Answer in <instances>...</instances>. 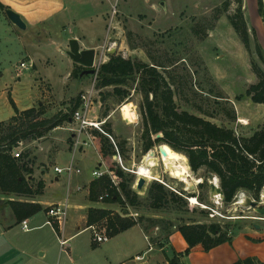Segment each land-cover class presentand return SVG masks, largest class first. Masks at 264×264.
I'll list each match as a JSON object with an SVG mask.
<instances>
[{
    "label": "rangeland",
    "instance_id": "1",
    "mask_svg": "<svg viewBox=\"0 0 264 264\" xmlns=\"http://www.w3.org/2000/svg\"><path fill=\"white\" fill-rule=\"evenodd\" d=\"M86 1L83 12L86 13V17L91 16L93 19L83 18L84 22H80L82 33L86 41L99 40L102 46L97 51L95 59L96 73L82 76L81 73H78L77 76L66 80L64 76L71 65V59L66 53L69 49L68 45L45 42L38 47L26 45L25 49L30 51L36 60L37 72L29 69L18 80L15 70L16 65L22 60V58L20 59L22 53H18L17 56L14 47L7 45L8 48L1 52L5 61L1 68L3 76L0 78V102L8 105V93L11 92L12 98L21 108L31 106L32 101L35 108L43 107L45 116H50L53 112L58 113L59 110L70 114L74 104L80 100V96L87 95L89 92L91 96L88 113L90 122L101 123L100 128L102 127L105 133L110 130L111 133L108 135L112 139H109L111 143L114 142L115 145H118L124 142V152L117 149L120 151L122 165L128 171L123 170L113 157L109 158L110 166L115 165L126 174H132L131 171H135L137 178L145 179L146 185L141 191H137L132 186L143 202H145L148 186L158 181H162L169 190L183 191L186 195L188 212L185 214H166L142 207L139 209L129 208V215L136 213L135 218H171L172 220L181 216L199 223L225 224L237 230L238 233L254 235L256 231L264 232V216H260L253 208L237 204L242 196L251 198L250 195L241 192L234 202L228 205L221 200L211 198L209 184L214 176L208 175L203 169L194 173L189 168L193 179L202 180L200 184H205L203 188H200L199 185L191 182L193 189L179 179L170 176L164 170L161 162L154 169L155 180L139 174L138 166L144 155L147 154H143L141 151L143 122L140 104L142 96L135 91L136 84H131L129 97L122 102L112 94V88H96L97 68L103 64L102 62H107L109 48H112L111 52L121 55L123 58L138 59L145 63H150L145 52H150L152 56L166 65L171 59L181 58L172 71L176 77L183 79L186 78V73L183 72L185 67L187 80L191 79L193 91L185 90L184 98L175 97L179 109L198 114L191 107L198 105L204 112L213 116L209 118L213 123L232 128L240 136L251 134L264 119V106L252 104L246 97L241 101H237L235 97L244 94L248 86L256 81L251 62H254L264 72V33L259 34L256 30L258 26L264 25V0L261 12H259L256 0H241L242 12L251 41L250 53L246 51L227 19V13L232 14L236 11L238 0H111V3L103 0V5L99 0H95L96 7L90 6L92 4L90 0ZM253 3L257 4L256 19L261 17L263 23L259 21L257 25L253 24L255 23L253 18L249 17L247 8H250ZM225 6L228 10L227 13H223ZM220 11L222 13L216 19V15ZM100 13L104 14L105 22L101 16L98 17ZM106 28L107 36L105 38ZM192 28H199V32H203L201 36L205 34V37L203 39L196 37ZM53 33L52 29L53 39L60 42L58 37L62 35V30L60 35L57 32ZM255 46L260 48L262 60L257 55ZM131 47L138 48L131 49ZM18 49L21 50L20 47ZM80 81H82V86ZM83 86H86V89ZM216 97L219 98L216 99ZM185 100H189V102ZM228 109L235 111L237 117L235 122L228 121L226 115ZM76 127L77 125L73 123L72 129H76ZM93 131V128L88 130L90 134ZM46 137L36 140V142H26L16 148V151H20L21 155L28 154L27 160L33 164V186H36L40 179V169L46 168L47 164L50 165L46 174L52 177L53 166L57 164L60 167H65L72 157L69 152H60V156L51 162L49 143L53 142V137L50 138L49 133ZM96 141L97 143L92 146H98L99 139ZM86 150L88 156L93 159L81 161V168L84 174L90 176L92 170L104 169V167L103 165L99 167L100 160L93 147ZM157 150L158 146H155L150 151L157 153ZM65 176L62 174L60 177L64 180ZM134 177L136 181V176L134 175ZM27 179L29 180V177ZM65 182H61V187L58 190L63 202L70 197L66 192ZM49 192L53 193V190L49 189ZM263 193L264 188L261 195ZM53 197L57 198L58 196L54 195ZM192 198L196 199L195 204L192 200L189 201ZM24 199L14 195L0 194V223L2 225H0V264H168L165 254L171 256L173 251L184 254V264H221L219 254L223 252H221L222 248L228 246L225 245L212 253L210 251L185 253L187 247H181V242L182 240L184 242V239L177 232L175 236L178 237H173L171 242L160 249L154 244V240L159 238L158 229L153 228L146 233L147 241L138 228H133L115 238H110L107 242L92 247L93 232L87 229L86 219H81V216L87 215L88 210L86 209L80 212L69 211L67 221L72 218L76 224L80 225L81 229L85 227L86 229L69 240L66 246L61 247L59 241L57 242L54 236L51 237L47 229L24 234L20 227L7 232L2 228L10 222L15 223L7 203ZM35 199L37 197L32 198V200ZM70 200L80 205L107 206L114 212L123 215L122 208L117 204L91 201L89 190L88 192L87 190L86 192L85 190L79 191ZM260 206H264L263 203ZM93 226L97 233H102L104 229L102 223H96ZM149 245L151 246L150 250ZM248 248H246L247 252L258 255L262 247L254 243ZM242 249L244 250V247ZM136 256L140 261L134 259Z\"/></svg>",
    "mask_w": 264,
    "mask_h": 264
},
{
    "label": "trees",
    "instance_id": "2",
    "mask_svg": "<svg viewBox=\"0 0 264 264\" xmlns=\"http://www.w3.org/2000/svg\"><path fill=\"white\" fill-rule=\"evenodd\" d=\"M236 11L228 14L225 6L223 13H227V19L235 34L250 53V36L247 24L242 12L241 0L237 1ZM259 12H261L263 0H257ZM222 12H218L216 19ZM193 34L203 39L205 34L199 32V28H192ZM138 47H131L136 49ZM259 58L262 60L261 50L255 46ZM150 63L138 59L123 58L121 55L112 54L106 63L97 68L96 88H112V94L120 102L129 97L131 84H136V92L142 96L140 114L143 122L141 135V151L148 153L155 146H167L171 150L181 154L190 170L197 173L204 170L208 175L217 177L223 192V203L231 204L238 194L245 192L250 197L259 201L264 188V121L248 136H240L234 129L219 126L209 118L213 116L204 112L198 105L191 106L198 114L187 110H180L175 97H185V90L192 92L191 79L187 80V70L183 72L186 78L176 77L172 68L181 61L171 59L168 64L157 60L150 52H145ZM252 72L256 76V82L248 86L244 94L235 97L241 101L248 98L253 104L264 105V72L254 62H251ZM84 70L83 67L74 65L70 77L77 76ZM188 78L189 75H188ZM219 97H216V99ZM79 101L74 104L70 114L61 111L51 117H45L43 107L31 108L19 111L13 101L10 103L14 110L12 116L6 122H0V194L5 196L33 197L41 195L44 184L38 181L33 186V164L28 159V154L14 158L12 152L20 145L29 141L44 138L50 131L69 123L72 113L79 106ZM189 102V100H185ZM218 101V100H216ZM229 122L237 120L233 109L226 111ZM110 135V130H107ZM97 130L91 133L94 141L99 139L98 150L103 160L109 164V170L117 180L114 185L108 175L95 179L89 187L91 201H98L99 197L107 194L102 203L117 204L122 212L128 209L146 207L154 211L166 214H185L188 212V203L185 192H173L164 185L153 182L146 190L145 202L132 189L135 177L126 174L117 166H110L109 158L116 154L114 145L105 135ZM157 136H160L157 138ZM97 143V141H96ZM123 143L116 145L123 151ZM119 151V153H120ZM205 184H199L203 188ZM198 199V197H196ZM146 203V204H144ZM10 207L15 223L20 224L43 210L37 203L25 201H11ZM96 223H102L107 231L108 238L140 226L145 236L150 229L159 230V238L154 240L158 248L163 249L174 232H179L185 243L188 253L192 248L201 246L204 252L223 244H231L239 233L228 225L218 223H199L192 219H184L179 216L175 220L155 219L131 216L122 217L119 213L107 209L91 208L87 213L86 227ZM58 231V227H54ZM257 243L261 240L246 238ZM150 244V243H149ZM151 245V244H150ZM95 247V246H93ZM183 253L172 252L165 254L168 264H181ZM232 264H264L256 257L239 259Z\"/></svg>",
    "mask_w": 264,
    "mask_h": 264
},
{
    "label": "crops",
    "instance_id": "3",
    "mask_svg": "<svg viewBox=\"0 0 264 264\" xmlns=\"http://www.w3.org/2000/svg\"><path fill=\"white\" fill-rule=\"evenodd\" d=\"M90 1L92 2V4L90 2V4H91L90 6L92 7V5H93V7H96L95 6V0H90ZM105 1H107L108 3H111V0H105ZM99 2L101 3V5L104 4L103 0H99ZM256 2H257V0H256ZM86 3H87L86 0H0V47H1L0 48V78L3 76V73H1V71H2L1 68L3 67V61H5L3 59V56H1V52L5 51L6 48H8L7 45H9L10 47H14V51H15V54H17V56H18V53L19 54L22 53V55H20V59L22 58V60L18 63V65H16V70H15L16 77L18 80L20 79V76L29 69H31L34 72H37L36 60H35L33 54L30 51H27L25 49L27 44H29V47H38L39 45L44 44L45 42L46 43H53V44L60 43V45L61 44H63V45L67 44L68 45V43L71 39H76L79 43L81 50L94 49V50H96V57H97V51L102 47L100 45V41L99 40H94V41L92 40L90 42L86 41V38L83 35V33H82L83 31L81 30V26H80V22L83 20V18L89 19V20L93 19V17H91V16L86 17V13L83 12V7H84V5H86ZM256 5H257L256 3H253V4H251L250 8H247V9H248V12L250 14L249 17L250 18L252 17L253 21L255 22L253 24L257 25L259 23V21L260 22L262 21V23H263V20L261 17H259V19H256V15H257L256 14ZM5 10H11L14 13H16L20 17L22 22L25 24L26 28L24 30H22V29L17 28L15 25H13L8 20V18L6 17ZM97 16L98 15L96 14V17ZM100 16L102 17L103 21L105 22L104 14L100 13V15L98 17H100ZM82 22H84V21H82ZM260 27L261 26H258L256 28V30H258L259 34L264 33V25L261 28ZM52 29H53L54 33L57 32L59 35L61 34V30H62V35L60 37H58V40H60V42H56L53 39V35H51ZM105 31H106V34H105V38H106L107 28L105 29ZM65 34H67V36H65ZM103 41H101V42H103ZM94 43H96L97 45H93ZM19 47L21 48V50L18 49ZM67 48H69V45L67 46ZM58 49H60V47H58ZM111 53L114 54V52H111ZM24 59H26V60H24ZM107 59L109 60V58H107ZM21 62L26 63L27 66L31 65V67L24 69V70H19V73H18L17 69H18L19 64ZM104 62H102V63H104ZM70 64L71 65L68 68L66 75L64 76V77H66V80H69L70 74H71L73 67L75 65V63H73L72 61ZM80 82H81L80 85L82 86V81H80ZM252 84H254V83H252ZM83 88L86 89V86H83ZM8 94H9V98H8L9 104L7 105L4 102H0V122H6L12 116H14V110H13V107L10 103V100L13 101L14 105L16 106V108L19 111H24L27 109L35 108L33 106L32 101H31V106H27V107H23V108L19 107L17 105L16 101L12 98L11 92H9ZM255 105H258V104H255ZM258 106H264V105H258ZM56 113L57 112H53L52 115H50V116L48 115L45 117H51V116L55 115ZM2 116H4V117L2 118ZM263 121H264V119L262 120V122ZM73 123L74 122L71 120V117H70L69 123H65L61 127H58L56 129H53L52 131H50L49 136H50V138L53 137V142L49 143V150H50L49 155H51V162H53V160L57 159L60 156V152H69L72 157L70 158V162L68 163V165L70 163H73L74 166L80 170V173H78V174L74 173L70 177H68L66 174H64L66 176H65L64 180H62V178L60 177L62 174L58 175L57 173H55L54 168L59 167V168L63 169L66 167L65 165H64L65 167H60L57 164H55L53 166V169H52L53 170V176L52 177L51 176L49 177L46 174L48 172V168L50 165L47 164L46 168L40 169L41 174H40V179L38 181H41L44 184L42 194L33 196L35 198L37 197V199H35V200H32L33 197H23V198H25L23 201L37 203V204L42 206L43 210L41 212L37 213L36 215H34L33 217L26 220L28 222V225H29V229H30L29 231H23L20 228V230H22V232L24 234H28V233L34 232V231H39L42 229H47L50 236L51 237L54 236L56 241L57 242L59 241V244H60V240L66 241V244L64 246H66L68 244L69 240H71L75 235H77L81 231L85 230L86 227L81 229L80 225L76 224V222H74L72 220V218H70V220L67 221L63 230L58 229V231H55L54 225L49 226L47 224V221L50 220L47 216V209L49 206H51L53 204H62V203L67 201V203L69 205L68 214H69V211L80 212V211H84L86 209L89 210V208H91V207L97 208V209L112 210L111 208H109L107 206L106 207H104V206L103 207L102 206H95L94 207L91 205H80V204H76L75 202L70 200V198L73 197L74 194H78L79 191L85 190V192H86V190H87V192H88L90 182L96 179L92 175L93 171L100 170V171L104 172V171L108 170L110 172L109 166H108L109 164H107L103 160L101 154L99 153L98 146L97 147L92 146V145H94V143L96 144V141H94L92 139L91 134H89V136L92 139V142H93L92 145H90L87 142V138L85 135H81L79 137V141L80 142L84 141L87 144L86 145H80L78 147L75 146L74 143H75V139H77V133H75L74 128L72 129ZM248 135H250V134H248ZM248 135H246V136H248ZM34 142H36V141H34ZM90 147H93L94 150L96 151V154L98 155V159L100 160L99 167H101L103 165L104 169H94L90 173V176H88V175L83 173V170L81 168L82 167L81 161L85 162V161H87V159H91V160L93 159V157H90L87 154L86 149L90 148ZM31 178L34 179V175H33V177H29V179H31ZM62 181L63 182L66 181L65 182L66 188H67L66 192H67L68 196H70V197L66 198V200L64 202H63L62 198L60 197V193L58 192L59 187H61ZM49 189L53 190V193H50ZM54 195L55 196L57 195L58 197L54 198L53 197ZM55 199H57V200H55ZM134 214H136V213H134ZM86 216L85 217L81 216L82 220H83V218L86 219L85 224L87 222ZM0 225H1V223H0ZM19 227H20V224L14 225V222H10L8 225H6L5 227H2V228L7 232V231L15 229V228L18 229ZM133 228H138L139 231L142 233L144 239L146 240V238H145L146 236H145V234H144V232L140 226L137 225ZM133 228H131V229H133ZM70 229H71V231H70ZM131 229L126 230V231L118 234L117 236L124 234V233L130 231ZM67 231H69V232H67ZM176 233L177 232H174L170 236L168 242H171L173 237H178V236H175V235H177ZM117 236H115V237H117ZM246 237L251 238V239H255V240H261L260 242H257V245H260L262 247L260 254L255 255L253 253L246 251V248H248V246L254 245V243L247 240ZM238 244H239V247H238ZM91 245L93 247V246H97L99 244H94L92 242V238H91ZM225 245H228V246H225ZM164 246H166V244ZM224 246L226 248H222ZM181 247L182 248L187 247V244L185 243V241L183 242V240L181 242ZM243 247H244V250L242 249ZM220 248H222L221 252L223 251L222 253L220 252L221 254H219V260H220L221 264H232V263L236 262L237 260L244 259L246 257H256L259 261L264 263V232L260 233V232L256 231L254 235H250L248 233H239L237 236H235L233 238L231 244H223L221 246H218V247L212 249L210 252L212 253L213 251H216ZM190 251H191V254L199 252V251L204 252L203 249L201 248V246H196V247L192 248ZM177 253H181V252H177ZM137 257L138 256H136L134 259H136ZM184 261H185V258L182 257L181 258V264H184ZM120 264H124V263H120Z\"/></svg>",
    "mask_w": 264,
    "mask_h": 264
},
{
    "label": "built area",
    "instance_id": "4",
    "mask_svg": "<svg viewBox=\"0 0 264 264\" xmlns=\"http://www.w3.org/2000/svg\"><path fill=\"white\" fill-rule=\"evenodd\" d=\"M111 49L112 48H109L107 50V54L109 53V51L111 52ZM30 67H31V65L27 66L26 63L21 62L19 64V67H18L17 71L19 72V70H24V69H27V68H30ZM90 105H91V96H90V94L88 92L87 95L83 94V95L80 96L79 106L72 113L71 120L74 122V124L77 125V127L75 129V133H77V139H75V143H74L76 147H78L80 145H86L87 144L84 141H81V142L79 141V137L81 135H85L86 136L87 142L90 145L93 144L92 139L89 136V134H90L88 132L89 128H93L94 130L99 131L100 133H102L103 135H105L109 139H111V137L102 130V127L100 128V124L101 123H99V122H90V120L88 118ZM112 144L114 145V149L116 151V154L113 156L114 161H116L123 170L128 171L122 165V160H121V157H120V154H119V151H118L116 145L114 144V142H112ZM12 155H13L14 158L18 159V158H20L21 152L20 151H16V149H14L13 152H12ZM54 171L58 175L66 174L68 177H70L74 173H77V174L80 173V170L77 169L74 166L73 163H70L68 166H66L63 169L59 168V167H55ZM131 173L136 176V181L133 184V188H135L136 185H137V175H136L135 171H131ZM92 175L96 179L101 178L104 175H108L110 177V179L112 180V182L114 183V185H117V182H115L116 179L112 176V173L109 172L108 170H106L104 172L100 171V170H95V171L92 172ZM158 182L160 184L164 185V183L162 181H158ZM107 196H108L107 194H104V195L100 196L99 197V201L102 202L103 199L106 198ZM216 199L220 200V198L217 195H216ZM189 201H191V199ZM68 210H69V205H68L67 201L62 203V204H53V205L49 206L48 209H47V216H48V218L50 220L47 221V224L49 226L57 225V227L60 230H63L65 225H66V223H67ZM124 213H126V211H123V215H121L120 213L119 214L122 217L131 216L133 218H135V215H136V214H130L129 215L127 213L126 214H124ZM213 214H214V212H213ZM214 215H216V214H214ZM214 215H212V217H214ZM20 228L23 231H29L30 230L28 222L26 220L22 221L20 223ZM88 229L92 230L91 232H93L92 233V242L94 244H101V243L107 242L109 240V238L107 236V231H106L105 228L102 230V233H97V231L94 228V226H91ZM145 238L148 241V238L147 237H145ZM65 244H66V241L60 240L61 247H63ZM150 249H151V246L149 245V250ZM136 259H137V261H139V257H137Z\"/></svg>",
    "mask_w": 264,
    "mask_h": 264
},
{
    "label": "water",
    "instance_id": "5",
    "mask_svg": "<svg viewBox=\"0 0 264 264\" xmlns=\"http://www.w3.org/2000/svg\"><path fill=\"white\" fill-rule=\"evenodd\" d=\"M5 15L8 18V20L15 25L17 28L24 30L25 24L22 22L20 17L14 13L11 10H5ZM69 49L67 51V55L71 59L73 63L76 65H79L84 68V70L81 72L82 75H94L96 73L95 70V59H96V50L94 49H87V50H81L79 43L76 39H71L68 43ZM112 53H109V56H111ZM160 136H157V138ZM160 153L163 156H166V152L161 148V146H158ZM149 153H152L150 151ZM202 183V180L196 183V185H199ZM146 185V181L143 178H137V185L136 190L141 191ZM191 189H193V186H190ZM210 188V196L211 198H214L216 195L220 198V200L223 202V192L219 185V180L217 177H213V180L209 184ZM261 201L257 202L251 198H245V206L255 209V211L260 215L264 216V206H260L261 203L264 205V196L260 195L259 198ZM126 214V213H124ZM256 228H259L258 226H255Z\"/></svg>",
    "mask_w": 264,
    "mask_h": 264
},
{
    "label": "bare ground",
    "instance_id": "6",
    "mask_svg": "<svg viewBox=\"0 0 264 264\" xmlns=\"http://www.w3.org/2000/svg\"><path fill=\"white\" fill-rule=\"evenodd\" d=\"M160 146L166 152V156H163L160 153L159 148L157 150V153L154 151L152 153H147L146 155H144L141 164L138 166L139 174L146 178L155 180L156 176H154V169L158 166L159 162H161L164 170H166L170 174V176L179 179L186 185L191 186V182H194V184L198 182L197 179H193L187 161L181 154L171 150L167 146ZM245 198V196H242L241 200H239L237 204L244 205ZM213 199H216V196ZM191 200L194 204L196 203L195 198H192Z\"/></svg>",
    "mask_w": 264,
    "mask_h": 264
}]
</instances>
